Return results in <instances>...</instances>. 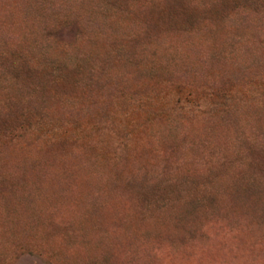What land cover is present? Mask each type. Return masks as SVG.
Listing matches in <instances>:
<instances>
[{"label":"rangeland","instance_id":"rangeland-1","mask_svg":"<svg viewBox=\"0 0 264 264\" xmlns=\"http://www.w3.org/2000/svg\"><path fill=\"white\" fill-rule=\"evenodd\" d=\"M0 264H264V0H0Z\"/></svg>","mask_w":264,"mask_h":264}]
</instances>
